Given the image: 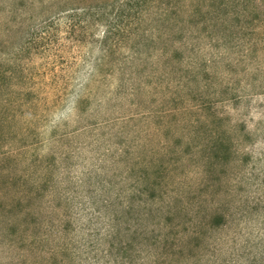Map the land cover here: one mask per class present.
<instances>
[{"label": "rangeland", "instance_id": "rangeland-1", "mask_svg": "<svg viewBox=\"0 0 264 264\" xmlns=\"http://www.w3.org/2000/svg\"><path fill=\"white\" fill-rule=\"evenodd\" d=\"M0 264H264V0H0Z\"/></svg>", "mask_w": 264, "mask_h": 264}, {"label": "trees", "instance_id": "trees-1", "mask_svg": "<svg viewBox=\"0 0 264 264\" xmlns=\"http://www.w3.org/2000/svg\"><path fill=\"white\" fill-rule=\"evenodd\" d=\"M96 14V16H99L98 14H97V12L95 13ZM73 16L72 15H69L68 16V18H72ZM118 16H116V17H114V19H111V21H109L108 23H107V25H106V28H107V34H110V32L112 31V30H117V29H120L121 27H120V22L118 21ZM68 29H69V31H68V33L67 34H70V31L72 30V29H74V28H72L71 29V26L70 25H68V27H67ZM165 40H169V37H168V35L167 36H165L164 37V40L163 41H165ZM150 45H155V41L153 40V42L151 41V42H149V43H147V44H145L144 45V47L145 46H150ZM150 53H147V54H144V52H142V51H137V53L135 54V62H142L143 61V58L144 57H146V56H148ZM142 83H144V81L143 82H140L139 84H142ZM142 85H144V84H142ZM136 91H137V85H135V93H136ZM161 115H164V114H161Z\"/></svg>", "mask_w": 264, "mask_h": 264}]
</instances>
